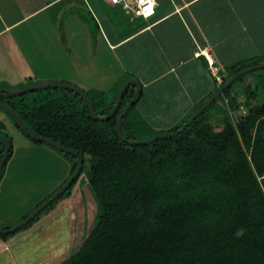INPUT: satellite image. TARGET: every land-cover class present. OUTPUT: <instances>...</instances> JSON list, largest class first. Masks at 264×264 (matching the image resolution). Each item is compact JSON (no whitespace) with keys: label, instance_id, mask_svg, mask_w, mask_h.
I'll list each match as a JSON object with an SVG mask.
<instances>
[{"label":"trees","instance_id":"1","mask_svg":"<svg viewBox=\"0 0 264 264\" xmlns=\"http://www.w3.org/2000/svg\"><path fill=\"white\" fill-rule=\"evenodd\" d=\"M260 63H264V56L250 58L232 66L224 76L215 61L223 79L219 85L215 77V92L233 75ZM247 74L224 90L180 134L140 145L123 141L116 130L120 111L136 95L135 86L125 91L118 113L106 121L94 119L83 98L66 88L31 91V103L28 92L18 99L0 92V100L16 112L29 131L75 152L83 160L82 172L70 189L23 228L38 222L66 198L86 166L85 198L96 204L95 225L74 241L72 255L62 264H264V102H256L258 93L252 83L264 89V76L258 83V77L247 81ZM125 82L112 92L83 90L98 116L110 114ZM39 83L46 82L31 81V86ZM238 83L244 84V90L240 89L243 104L233 93ZM219 99L224 103L228 100L233 111L243 109L244 115L237 123L227 107L217 120L209 115ZM135 107L131 106L123 120L124 137L141 141L158 135L140 136V130L149 126L137 114L134 116ZM21 133L37 146L61 152ZM0 137L10 143L8 162L14 151L13 137L2 123ZM3 153L1 145L0 160ZM61 153L71 165L62 188L75 172L78 159L72 153ZM83 220L80 217L77 223ZM0 226L5 230L14 227ZM12 235L0 233V238L7 240Z\"/></svg>","mask_w":264,"mask_h":264},{"label":"crops","instance_id":"2","mask_svg":"<svg viewBox=\"0 0 264 264\" xmlns=\"http://www.w3.org/2000/svg\"><path fill=\"white\" fill-rule=\"evenodd\" d=\"M158 3L156 15L139 26L135 22L140 19L132 22L127 12L108 0H0V80L5 71L6 82L16 83L19 69L23 71L21 65L28 60L34 61L27 68L30 78L45 82L72 80V70L82 71L80 60L88 61L86 72L96 71L95 64L100 63L97 79L105 89L99 87V91L112 92L123 80L141 82L134 116L143 119L138 107L145 91L167 77L181 100L189 107L196 106L217 87L207 60L216 61L226 76L232 66L261 56L257 49L264 54V0ZM47 64L53 69L41 76ZM64 65H69L65 71L61 69ZM83 83L87 88L72 85L96 90L91 89L95 82ZM233 93L241 96L237 85ZM225 104L230 115L240 111L231 110L228 100ZM11 119L0 110V123L14 144L0 182V224L15 226L61 188L71 165L51 148L31 142ZM65 200L28 228L7 240L0 238V264L65 262L70 257L62 260L65 248L73 240L72 212L67 205L63 208Z\"/></svg>","mask_w":264,"mask_h":264},{"label":"rangeland","instance_id":"3","mask_svg":"<svg viewBox=\"0 0 264 264\" xmlns=\"http://www.w3.org/2000/svg\"><path fill=\"white\" fill-rule=\"evenodd\" d=\"M158 1H161V0H158ZM163 8H164V6L162 5L160 7V9L162 10ZM119 9H121V8H119ZM135 23L138 24L139 26H141L143 23H145V21L137 20ZM132 25H134V23ZM5 39H8V37H5ZM260 47H261V45H260ZM257 52H259V54L261 56H264L263 52L260 49H257ZM27 54H29V53H27ZM30 55H32V54H30ZM34 59H35V57H34ZM151 59L154 60L156 58L152 57ZM33 62H34L33 60H28V62H26L27 64H24L23 66L21 65V68L23 69V71L21 72L19 69L18 76H17L18 79H17L16 83L6 82L5 76L7 77V74L4 71L5 76L4 75L1 76L0 84H2V86H0V88L15 91V90H22L28 86H31V81L45 82V80H39L37 78H35V79L30 78V74H28V69H29L30 63H33ZM82 64H84V65H82ZM79 66H82L81 67L82 71L81 72H78V71L75 72L72 70V72L74 74H73V76L71 75L72 80H69V81L76 83V84L79 83L83 87H86L85 83H83V82H86V84L88 82H90L92 84L95 82L96 85L91 86L92 87L91 89L94 88L96 90H97V88L102 87V86H99V82L97 79V76L99 77V75H101L100 71H102L100 63L95 64V70L96 71H93L92 69H90L91 70L90 72L85 71L86 66H88L87 68H89L88 61L83 63L82 60H80ZM13 67H14V65H13ZM68 68H69V65H64L63 67H61V69H63L64 71ZM52 69L53 68L49 64H47L43 68V71L41 72V76L49 75V73ZM141 70L144 71L143 66H141ZM262 76H264V68L253 71V72H251V74L250 73L247 74L246 80L247 81L248 80H257V77H258V83H260L259 77H262ZM102 77L105 78V75L102 74ZM69 78H70V76H69ZM141 78L146 80V76L145 77L141 76ZM168 78L170 79L171 77H167L166 79H164L163 82L157 83L154 86L150 87L149 90L145 91V96L143 97L141 105L138 107L139 113H141V115H142V113L144 114L143 119L149 126V129H147V130H146V128H143L140 130L139 134L143 138L150 137V135H152L153 133H159V134H161L160 132L169 133V131L172 128L181 125L182 121H184V120L188 121L211 98L210 97L209 99H207L204 102V104H202L197 110H196L197 105L196 106L193 105V106L189 107L186 105L185 100H181L180 92L177 91L176 88H173L172 85L169 84L170 82L168 81ZM46 81L49 82L47 79H46ZM69 81H67V82H69ZM47 82L42 83V84H48ZM73 83H71V84H73ZM252 83H253V86L255 87L254 90L258 93V96H257L258 98H257L256 102L263 103L264 102V89H258L257 84L255 86L256 82H252ZM42 84L41 83L35 84V86L42 85ZM4 85L7 86V88ZM236 85L240 89H243V87H244V84H241V83H238ZM121 87H120V89H121ZM102 88L105 89L104 87H102ZM103 89H102V91H106ZM120 89H119V91H120ZM42 90H46V89H42ZM89 90L90 89H87V91H89ZM98 90H100V89H98ZM119 91H118V93H119ZM149 93H151V95H149ZM33 95H34V93H30V92L27 93L29 103L32 102ZM117 96H118V94H117ZM149 96L151 97V100H150ZM12 97L14 99H18V97L20 98L19 95H13ZM237 97H238V100L240 102H242V104H243V101H244L243 92H241V96H239V94H238ZM225 106H226V104L222 101V99H219L217 101V103H215L213 105V107H211V109L208 113L210 116L214 117L213 119L217 120V118L222 116L221 115L222 109ZM186 108H188V112L186 111L187 110ZM242 115H244L243 110H240L238 113L231 115L233 122L237 123L238 118ZM189 116H191V117L188 118ZM213 123H215V121H213ZM220 125H221V123H220ZM147 139H149V138H147ZM147 139H143V140H147ZM57 153L62 157L65 156L61 152H57ZM87 171H88V167L85 166V170H84L82 176L79 178L77 183L73 186L70 194L68 196H66V200H65L66 203L63 206V208H64L67 205L68 207H70V211L72 212L71 230H73L72 231L73 240L71 241V246H69L68 248H65V252H64V255L62 257V260L66 256L72 255L73 249H74V244L78 240V237L79 236L81 237V233L82 234H84L86 232L88 233V231H90L95 225V221H94L95 218L94 217L96 216L95 213L97 211L96 204L93 203V200L91 198H87V199L85 198L86 197L85 192H87L86 190L88 188L87 183H86ZM80 217H82V220L83 219L84 220L81 223H77V220ZM40 262L44 263L43 261H40ZM48 264H51V263H48ZM53 264H57V263H53Z\"/></svg>","mask_w":264,"mask_h":264},{"label":"water","instance_id":"4","mask_svg":"<svg viewBox=\"0 0 264 264\" xmlns=\"http://www.w3.org/2000/svg\"><path fill=\"white\" fill-rule=\"evenodd\" d=\"M264 68V63H260L256 66H252L251 68H247L244 69L243 71L233 75L232 77H230L224 84L223 86H221L213 95L212 97L196 112V114H194L179 130L175 131V132H170V133H163V134H159L156 135L152 138H149L147 140H142V141H131L128 140L124 137L123 132H122V124H123V120L128 112V110L131 108L132 105L136 104L140 97H141V91H142V84L138 79H129L127 80L121 87L114 108L113 110L110 112V114L106 115V116H98L94 110V107L91 103V101L89 100V98L86 96V94L83 92V90L79 89L77 86L72 85V84H64V83H48V84H42V85H33V86H28L22 90H8V89H3L0 88V92L3 93H7L9 95H21L27 92H31V91H36V90H42V89H47V88H66L69 90H72L74 92H76L77 94H79L83 100L85 101V103L88 105V109L90 111L91 116L96 119V120H100V121H106L108 119H110L111 117L115 116L121 105H122V101H123V97H124V93L125 91L131 87V86H135L136 88V95L135 97L129 102L127 103L122 110L120 111L119 115H118V119H117V134L119 135V137L125 141L128 142L130 144H134V145H140V144H149L152 143L158 139L161 138H166V137H170V136H176L178 134H180L181 132H183L189 125H191L198 117L199 115L209 106L211 105V103L213 101H215L223 92L224 90H226L233 82H235L241 75L243 74H247L249 73L251 70H258ZM0 108L3 109L6 113H8L11 118L14 120L15 124L17 125V127L23 131L27 136L39 140V141H43L44 143H46L47 145L56 148L58 151L61 152H68V153H72L74 156H76V158L78 159V164H77V168L75 170V172L73 173V175L71 176V178L66 182V184L59 190L57 191L50 199H48L46 202H44L39 208H37L27 219H25L24 221H22L21 223H19L18 225L14 226L13 228L9 229V230H5L0 226V233L1 234H12L20 229H22L23 227H25L29 222H31L37 215H39L44 209H46L51 203H53L57 198H59L61 195H63L66 191H68L70 189V187L73 185V183L76 181V179L79 177V175L82 172L83 169V160L78 156V154H76L75 152L66 149L65 147L56 144L55 142L49 140L48 138H43L39 135H36L35 133L29 131L25 125L22 123V121L20 120L19 116L16 114V112L7 104L3 103L0 100ZM4 146V153L2 156V159L0 160V178L2 176V172H3V167L7 162L8 159V155L10 152V143L6 138H2L0 137V146Z\"/></svg>","mask_w":264,"mask_h":264},{"label":"built area","instance_id":"5","mask_svg":"<svg viewBox=\"0 0 264 264\" xmlns=\"http://www.w3.org/2000/svg\"><path fill=\"white\" fill-rule=\"evenodd\" d=\"M110 5L121 8L127 12L132 22L137 19L149 21L155 15L159 5L158 0H109ZM209 68L212 74L217 78L219 83L223 82L220 76V67L215 64V61L209 59Z\"/></svg>","mask_w":264,"mask_h":264},{"label":"clouds","instance_id":"6","mask_svg":"<svg viewBox=\"0 0 264 264\" xmlns=\"http://www.w3.org/2000/svg\"><path fill=\"white\" fill-rule=\"evenodd\" d=\"M108 3H109V0H108ZM110 4V3H109ZM112 6V5H111ZM114 7H116V6H114Z\"/></svg>","mask_w":264,"mask_h":264}]
</instances>
